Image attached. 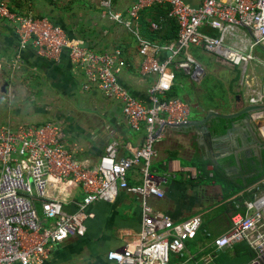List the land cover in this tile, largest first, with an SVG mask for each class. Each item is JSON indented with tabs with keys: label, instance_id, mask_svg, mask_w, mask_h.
I'll return each instance as SVG.
<instances>
[{
	"label": "built area",
	"instance_id": "obj_1",
	"mask_svg": "<svg viewBox=\"0 0 264 264\" xmlns=\"http://www.w3.org/2000/svg\"><path fill=\"white\" fill-rule=\"evenodd\" d=\"M101 6L108 9L109 1ZM153 8L166 9L176 21V39L159 44L140 33V14ZM108 16L138 41L141 74L154 77L146 100L135 97L120 81L124 62L119 49L94 52L72 42L48 18L16 14L0 3V19L11 25L21 47L30 44L38 57L53 62L66 52L72 68L84 76V90L96 88L117 100L128 125L135 131L146 130L143 144L130 157H118L121 145L113 139L100 160L88 166L73 158L61 142L57 123L0 125V264H43L56 244L71 236L84 237L87 222L95 217L90 207L114 203L120 190L139 197L142 226L134 244L108 253L115 264H215L219 254L242 243L254 254L250 264H264V179L245 191L250 199L243 203V213L232 215L230 229L211 240V250L202 260L189 252L187 243L197 238L203 215L176 224L150 201L165 197L161 180L152 170L160 134L167 124L190 120V106L179 98H168L176 71L198 84L206 76L205 66L192 56L190 48L238 68L247 105L264 106V60L253 53L264 44V0H203L199 7L182 0H134L125 18L114 13ZM151 28L155 32L161 29L159 23H152ZM165 53L166 57L159 58ZM17 59L10 63L12 69L18 65ZM251 120L258 122L264 137V109L253 112ZM135 167L142 175L140 185L128 181L129 171ZM52 181L72 183L84 194L74 202L73 211H66L65 201L47 193ZM205 235L211 238L208 232Z\"/></svg>",
	"mask_w": 264,
	"mask_h": 264
},
{
	"label": "crops",
	"instance_id": "obj_2",
	"mask_svg": "<svg viewBox=\"0 0 264 264\" xmlns=\"http://www.w3.org/2000/svg\"><path fill=\"white\" fill-rule=\"evenodd\" d=\"M107 1L108 9L101 6ZM133 1L0 0V3L16 14L48 18L63 28L72 42L94 52L119 49L120 60L124 62L120 81L135 97L146 100L154 77L141 74L142 57L138 41L124 26L108 16V13H114L125 18ZM182 1L193 7H199L203 2ZM163 9H147L140 14L138 21L140 33L159 44L170 42L151 28L152 23H158L159 12ZM15 59L19 63L11 69L10 63ZM83 80V74L72 68L66 52L58 62L38 57L30 44L21 47L11 25L0 19V125L57 123L61 129V142L73 158L88 166H94L100 160L113 139L121 145L118 157H130L132 151L143 144L145 128L133 130L122 112L121 103L103 96L96 88L84 90ZM238 84L235 91L242 94L240 102H235V108L210 110L225 114L247 105L246 90ZM3 85L5 92L1 91ZM12 91L14 94L10 93ZM196 106L201 108L200 104ZM258 125V122L250 121L255 135L243 127L231 139L220 142L214 140L215 136L203 137L198 132L164 128L156 144L158 157L152 170L161 180L165 197L162 200L152 198L151 205L169 215L176 224L202 214V230L211 235V240L225 235L231 227L232 203L240 201L244 192L226 198L227 192L219 181L213 179L212 170L215 166L221 168L233 190L239 187L245 190L264 153V148L257 150L264 147ZM196 160L209 163L206 172H200ZM128 181L131 185L142 184L139 167L129 171ZM47 193L65 201L68 212L73 211L74 202L84 197L78 186L72 183L62 185L59 181H52ZM90 210L95 217L87 222L85 236H71L53 246L43 264H115L108 259V253L136 242L142 226L138 196L120 190L114 203H97ZM204 232L199 233L196 241L187 244L189 252L197 260H202L211 250V240L204 236Z\"/></svg>",
	"mask_w": 264,
	"mask_h": 264
},
{
	"label": "trees",
	"instance_id": "obj_3",
	"mask_svg": "<svg viewBox=\"0 0 264 264\" xmlns=\"http://www.w3.org/2000/svg\"><path fill=\"white\" fill-rule=\"evenodd\" d=\"M159 14L160 16L157 22L160 24L161 29L156 33L157 34L159 33L158 34L159 37H162L165 41H172L176 39L178 36V32H179V27L176 21L169 17V14L165 9L160 11ZM160 18H163L162 21H160ZM235 70L238 72V77L240 78L239 69L238 70L235 69ZM174 87H175V84L173 86L172 91L169 93L172 96H176V94L173 92ZM225 92L226 93H224V98H225L224 101H219V99H216V96L214 95V93L205 92L203 94L202 103L200 104L201 109L209 111L212 108L218 109L219 106H224L225 109L227 110L232 105V101L228 98L227 94L230 93L233 95L234 102H236V97L238 95L241 96L242 94L240 91L238 92L235 91L233 84H231L229 89L226 90ZM214 104H216V106ZM231 123L232 121L227 120V119L212 120L209 124L212 136L219 137V136L225 135L228 129L231 127ZM195 164L199 166L200 172L203 173V172H206L205 169L209 163L206 161H202V160H196ZM212 173H213V179L216 180L217 182L219 181L223 185L224 190L227 192L225 195L226 198L230 199V196L236 197L237 195H239V193L244 192V196L242 197V199H240V201L239 200L236 201L235 202L236 204L232 203V210L234 212L233 215L237 213H243V210H244L243 203L247 201L248 199H250V196H248L245 193L246 188L264 179V153L262 155L261 162L257 165V171L255 175H253V177L248 181V184L246 185L245 190L243 189V187H239L238 189L233 190V187H231L232 183H230V181L224 176L221 168L215 166L212 170ZM201 231L202 233L204 232V230L201 229L199 233H201ZM205 232H204V236L206 237ZM208 239L211 240V238H208ZM196 240L197 238L194 241ZM192 242H188V243H192ZM233 249L227 250L219 254L215 259V264H249L251 261H253L254 254L246 244L244 243L239 244Z\"/></svg>",
	"mask_w": 264,
	"mask_h": 264
},
{
	"label": "rangeland",
	"instance_id": "obj_4",
	"mask_svg": "<svg viewBox=\"0 0 264 264\" xmlns=\"http://www.w3.org/2000/svg\"><path fill=\"white\" fill-rule=\"evenodd\" d=\"M104 12H106V10H104ZM262 47L264 48V44L262 45ZM189 51L196 60H198L202 65L205 66L206 76L203 81L198 84L190 80L189 77L184 75L182 71H176L175 87L173 90L176 96H172L171 94H169L168 98H179L187 103L191 109V119L198 117L201 108L199 109L196 105L202 103L203 94L205 92L214 93L216 99H219V101H224V93H226L225 90H227L231 84H233L235 90L237 87H239V77L236 70H233L231 69V67L221 64L215 55L203 52L195 48H190ZM253 53L256 57L264 59V50L255 48ZM10 93L14 94V91ZM227 96L232 101V105L228 109L235 108L236 106H234L235 102L233 95L229 93L227 94ZM23 103L24 102H22V104ZM214 105L216 106V104ZM218 109H221L222 111L226 110L224 106H219ZM259 136L264 143V137L262 135Z\"/></svg>",
	"mask_w": 264,
	"mask_h": 264
},
{
	"label": "water",
	"instance_id": "obj_5",
	"mask_svg": "<svg viewBox=\"0 0 264 264\" xmlns=\"http://www.w3.org/2000/svg\"><path fill=\"white\" fill-rule=\"evenodd\" d=\"M264 50L263 47H259ZM1 91L5 92V85L1 87ZM236 102H240V96L236 97ZM263 105H243L235 112L231 113H221L216 110H200L198 117L191 118L187 123L183 124H167L166 127L172 128L179 132H198L203 137H212L210 131V122L214 119H227L232 121L231 127L228 129L227 133L223 136L214 138L215 141H226L231 139L232 136L239 132L240 128L247 127L250 133L254 134V130L250 126L251 114L256 111L263 110ZM159 131L158 133H160Z\"/></svg>",
	"mask_w": 264,
	"mask_h": 264
},
{
	"label": "flooded vegetation",
	"instance_id": "obj_6",
	"mask_svg": "<svg viewBox=\"0 0 264 264\" xmlns=\"http://www.w3.org/2000/svg\"><path fill=\"white\" fill-rule=\"evenodd\" d=\"M260 145V144H259ZM260 148H264L263 146H260L259 148H257V150L259 149L260 150ZM231 148H229V149H227V150H230Z\"/></svg>",
	"mask_w": 264,
	"mask_h": 264
}]
</instances>
